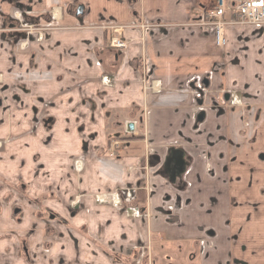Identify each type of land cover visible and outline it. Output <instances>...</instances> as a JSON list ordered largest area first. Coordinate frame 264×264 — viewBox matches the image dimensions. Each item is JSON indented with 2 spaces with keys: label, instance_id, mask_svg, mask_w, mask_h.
Masks as SVG:
<instances>
[{
  "label": "crops",
  "instance_id": "1",
  "mask_svg": "<svg viewBox=\"0 0 264 264\" xmlns=\"http://www.w3.org/2000/svg\"><path fill=\"white\" fill-rule=\"evenodd\" d=\"M207 6L0 0V264H140L166 233L163 187L145 177L137 141L104 150L135 137L142 105L151 119H189L188 101L166 106L197 73L230 97L220 116L228 263L264 264V23L226 15L217 47Z\"/></svg>",
  "mask_w": 264,
  "mask_h": 264
},
{
  "label": "rangeland",
  "instance_id": "2",
  "mask_svg": "<svg viewBox=\"0 0 264 264\" xmlns=\"http://www.w3.org/2000/svg\"><path fill=\"white\" fill-rule=\"evenodd\" d=\"M205 76H208L205 85L199 84ZM183 88L178 89L175 103L166 107L170 108L168 112H173L172 107H181L188 101L189 119L175 116L166 120L151 119V108L142 105L140 119L135 122L138 130H134L135 124L128 126L135 137L111 138L104 151L117 156L121 145L137 141L141 149L140 168L145 177L159 176L163 187L157 211L166 233L152 236V243L149 240L143 249L140 264H229L224 236V170L221 163L227 143L220 117L228 104L224 99L226 92L215 88L211 73L194 74ZM208 93L211 102L205 103L204 96ZM153 154L155 162L151 166ZM144 191L151 193L148 183ZM132 255V249L123 253L124 257Z\"/></svg>",
  "mask_w": 264,
  "mask_h": 264
},
{
  "label": "built area",
  "instance_id": "3",
  "mask_svg": "<svg viewBox=\"0 0 264 264\" xmlns=\"http://www.w3.org/2000/svg\"><path fill=\"white\" fill-rule=\"evenodd\" d=\"M230 14L233 20L241 23H264V0H208L207 8L202 10L201 19L212 29L214 43L217 47L226 44L224 36L225 16ZM115 34L118 30L115 29ZM110 46L124 47L125 43L117 37H112Z\"/></svg>",
  "mask_w": 264,
  "mask_h": 264
},
{
  "label": "flooded vegetation",
  "instance_id": "4",
  "mask_svg": "<svg viewBox=\"0 0 264 264\" xmlns=\"http://www.w3.org/2000/svg\"><path fill=\"white\" fill-rule=\"evenodd\" d=\"M124 43H125V41H123ZM109 46H110V43H109ZM125 46H126V43H125ZM124 46V47H125ZM111 47V46H110ZM124 47H119V48H124ZM112 48H114V47H112ZM206 77V76H205ZM205 77H203V79H202V83H203V85H205V83H206V78ZM207 80H208V78H207ZM224 99L226 100V101H229L230 100V97H226V95L224 94Z\"/></svg>",
  "mask_w": 264,
  "mask_h": 264
},
{
  "label": "water",
  "instance_id": "5",
  "mask_svg": "<svg viewBox=\"0 0 264 264\" xmlns=\"http://www.w3.org/2000/svg\"><path fill=\"white\" fill-rule=\"evenodd\" d=\"M130 128H132V126H130Z\"/></svg>",
  "mask_w": 264,
  "mask_h": 264
}]
</instances>
